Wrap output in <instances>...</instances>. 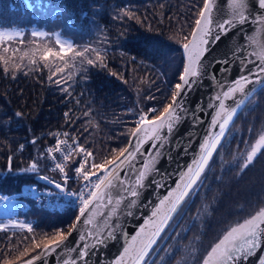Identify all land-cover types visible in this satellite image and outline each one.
I'll list each match as a JSON object with an SVG mask.
<instances>
[{"label":"trees","instance_id":"trees-1","mask_svg":"<svg viewBox=\"0 0 264 264\" xmlns=\"http://www.w3.org/2000/svg\"><path fill=\"white\" fill-rule=\"evenodd\" d=\"M204 2L0 0V26L20 25L18 30L25 42L35 28L32 15L60 9L67 24L78 26L84 33V40L76 41L90 45L85 56L94 61L88 64L83 57L76 69L56 72L48 60L37 58L33 64L24 58L16 64L13 57L0 58V191L16 192L26 183L47 185L37 178L42 171L20 172L31 169L33 163H44V175L59 180L49 172L44 154L45 146L55 137L53 133L59 130L67 131L71 141H79L91 151L96 163L116 156L127 145L139 114L150 113L153 108L162 110L171 102L174 85L183 71L184 37H190ZM23 18L31 21L24 22ZM96 52L102 60L97 59ZM263 124L264 87L231 127L223 147L225 157L233 155L239 137L236 129L242 131L244 139L245 130L248 133L253 126L257 132ZM75 162L74 156L70 173ZM204 189L211 210L200 234V247L207 252L221 229L264 207V151L240 174L234 167L221 172L217 163ZM76 214L38 208L20 213V219L33 221L35 217L39 221L35 228L32 223V231L12 226L0 229V264L7 260L17 264L30 258L40 250L36 243L42 247L60 228L65 233ZM192 229L193 234L198 233L197 226Z\"/></svg>","mask_w":264,"mask_h":264},{"label":"water","instance_id":"water-1","mask_svg":"<svg viewBox=\"0 0 264 264\" xmlns=\"http://www.w3.org/2000/svg\"><path fill=\"white\" fill-rule=\"evenodd\" d=\"M206 2L208 0H205L204 4ZM211 3L213 23L210 25V30L212 34L220 32V38L210 42L207 51L201 58V74L189 78L191 83L180 99L182 117L173 126V130L170 133L164 130L160 139L145 142L136 159L132 161L130 168L122 165L121 168H117L115 172L111 173L109 179L119 173L121 180L113 182L112 188L108 189L107 195L98 207L94 204L84 216H80V210L78 211L72 226L65 234L68 239L62 250L58 248L50 254H42V248L37 254L17 264H25L27 260L37 256L39 259H35L34 264H115V260L123 254L124 248L131 243V238L137 236L141 228H146V230L149 228V221L153 218V211L159 206L160 200L181 182L180 177L185 174L187 167L191 166L193 159L197 157L202 138L206 133L212 131L211 120L219 110L218 107L213 108L212 106L218 104L215 97L226 91L232 81L239 78L242 73H246L247 68L252 67L251 64H247L244 68L241 67L244 57L259 61L261 52H264V24L260 23L264 18V9L259 7L257 0H249L248 11L245 12L247 22L242 25L238 23L236 0H211ZM228 20L233 21V27L227 32L217 27L218 22ZM189 39H191V35ZM182 55L184 69L187 66V61L183 47ZM252 79L255 80L257 77L253 76ZM179 82L181 81L179 80ZM263 87L264 83L251 84L246 88V96L238 92L234 98L221 99L220 102L232 107H235L234 99L235 101L243 100V103L237 108L226 136L238 114ZM144 153L148 155H144ZM145 164L148 169L143 180V187L136 189L139 192L138 197H131L125 192V188L135 185L136 176L139 171L145 170L142 167ZM44 177L48 176L39 175L38 179L55 187V184L51 182L54 180L49 177L46 180ZM55 183L58 182L55 181ZM103 189L102 185L101 190ZM188 197L173 214L172 219L153 246L154 250L150 253L149 264L168 241L177 224L174 221L179 213L184 211L183 207ZM109 198L112 203H107ZM118 199H122L119 205L116 204ZM130 200L134 203L130 204ZM114 208L115 211H113ZM77 217L80 218V223L73 228ZM89 219L92 220V223H88ZM81 236L84 237L83 241L79 239ZM100 241L103 242L100 243ZM82 246L88 247L87 256L80 255L83 251ZM263 256L264 245L258 243L256 249L240 264H259ZM125 264H129V262L126 260Z\"/></svg>","mask_w":264,"mask_h":264},{"label":"snow or ice","instance_id":"snow-or-ice-1","mask_svg":"<svg viewBox=\"0 0 264 264\" xmlns=\"http://www.w3.org/2000/svg\"><path fill=\"white\" fill-rule=\"evenodd\" d=\"M259 7L264 9V0H257ZM249 0H236V7L238 9V23L243 24L247 22V17L245 12L248 11ZM212 13V3L208 0L203 6V10L199 14V18L195 20V26L191 32V39L187 36L184 39L187 41L183 43L182 47L186 54L187 66L183 69V73L179 76L181 82L174 85V93L171 97L172 103L167 104L158 110L153 108L150 113H142L138 115L136 121V126L132 128L131 137L129 139L128 147L121 148L116 156L112 159L105 158L102 162L96 163L93 157V153L88 151L83 146L79 145V141L73 142L70 146V151L77 152L81 155V163L75 169L76 173L82 177L86 182L85 187L88 183L92 184V189L89 190L87 198L83 199L82 207L80 208V216H84L85 213L95 204L97 207L103 198L107 195L108 189L112 188L114 181H120L121 177L119 173L112 179H109L112 172H115L117 168L124 167L130 168L132 166V161L136 159V156L140 153L142 145L148 140L160 139L162 132L167 130L170 133L173 130V126L182 117V104L180 99H182V94L187 91V87L190 85V77H197L200 73L201 58L207 51V47L210 42L219 40L220 32L215 34L211 33L210 25L213 23L211 18ZM249 15L251 13L249 12ZM264 24V18L260 21ZM217 27L222 29L224 32L233 27V21H221L217 23ZM22 33L20 31H0V45L5 41H13L17 37H20ZM33 36H47L46 32H33ZM56 44L59 46V51H55L52 48H46L43 55L40 57L41 60H49L50 57H58L64 60V56L74 50V46L70 42L62 40L57 34ZM5 52L9 51V48L4 49ZM90 51L85 49L83 52H76V56L84 57L88 64H93L92 59H87L85 53ZM94 51V50H92ZM15 53L13 52V55ZM27 55V54H25ZM97 59L102 60L99 52H96ZM31 63H36L35 60H31ZM247 64H251V68H247L246 73H242L239 78L232 81L231 86L218 94L215 99L218 102L216 105H212L213 108L218 107L215 115L212 117L210 128L212 131L206 133L204 138H202L199 144L198 154L192 161L191 166H188L186 172L180 177V183L176 184L175 188L168 193L159 202V206L155 208L152 214V219L149 221V228H141L137 236L131 238V243L124 248L123 254L120 255L116 260L115 264H125L127 260L129 264H149L150 253L154 250L153 246L157 243L158 238L164 231L168 222L172 219L173 214H175L178 208L182 205L185 199L190 195L191 192L195 191L199 184L203 181L201 180L202 174L205 173L206 168L215 154H218V147L221 146L222 140L225 138L228 131L229 125L232 123L237 108L243 103V100L235 101V107L226 106L224 103L220 102L221 99H228L229 97H235L236 93H241L247 95L246 88L248 85L255 83H264V52L260 54V60L255 59L249 60L244 57L241 67L244 68ZM67 62H65V67H67ZM56 72L63 71L62 68H56ZM255 76L257 79H252ZM51 79V75L49 77ZM179 98V99H178ZM154 114L152 119L148 116ZM17 115H21L17 113ZM67 115V114H66ZM65 137H68L67 133H62ZM60 145H67V139L57 141L55 151H61ZM154 147V146H153ZM250 151L246 156V162L242 165V168H246L254 158L257 156L258 152L264 151V135L259 136V139L252 145L249 146ZM54 149H48L52 152ZM114 152L116 150H113ZM65 156V159L68 158ZM144 155H148L144 153ZM123 157V159H120ZM89 158H93L91 164H89ZM61 172L64 171L62 165L57 164L56 166ZM145 169L139 171L136 176L135 185L125 188V192L130 194L131 197H138L139 192L136 190L139 187H143V180L147 175L148 166L142 165ZM32 170H36L37 164L33 163L31 166ZM123 170V169H122ZM103 172V175H100ZM96 176L95 182L92 181V177ZM48 179V177H44ZM67 180V175H65V181ZM55 187L65 191L64 185L55 183ZM104 189L101 190V186ZM69 196H75L77 193L67 191ZM81 197L84 196L83 191L79 193ZM122 199L116 200V204L119 205ZM107 203H112L111 198L107 200ZM129 203H134L130 200ZM115 211V208L113 209ZM80 223V218L77 217L76 224L73 228ZM88 223H92L89 219ZM0 227H4L0 225ZM21 227H27L31 231V226L21 225ZM71 235V233H69ZM110 235V234H109ZM68 239L63 232V230L57 232L50 241L44 243L43 253L50 254L55 252L58 248L62 250L65 246V241ZM81 241L84 237H79ZM103 241H100L102 243ZM258 243L264 245V208H261L255 215L251 216L249 219H245L238 223L236 226L231 227L226 231L225 234L221 236L209 250L206 252L202 259L201 264H240V262L246 259L249 254H251L257 247ZM36 248H41L40 243L35 244ZM83 251L80 253L81 256H87L88 247L82 246ZM39 259V256L29 259L25 264H34V260ZM5 264H13L11 260L5 261Z\"/></svg>","mask_w":264,"mask_h":264},{"label":"rangeland","instance_id":"rangeland-1","mask_svg":"<svg viewBox=\"0 0 264 264\" xmlns=\"http://www.w3.org/2000/svg\"><path fill=\"white\" fill-rule=\"evenodd\" d=\"M59 12L60 9H57L55 11L51 10V12L49 11L41 12L40 14H38V17L32 15L33 17L32 20L34 21L35 24V28L33 29V32H46L48 35L47 36L29 35V40H27L26 42L23 41L24 36L17 37L11 42L5 41L2 45H0V58L9 59L10 57H13L15 59L16 64H21L24 58H26L28 61L31 60L36 61L37 58H40L43 55L46 48H52L55 51H59V46L55 42L57 34H59L62 40L73 44L74 50L70 53L65 54L64 60H61L58 57H50L48 61L55 66V69L58 67L62 68L63 71H68L69 68L71 67L76 69L81 64L83 58L76 56L75 55L76 52H83L86 48L90 49V45L89 44L84 45L82 42L80 43V41H76V39L84 40V33L82 31H79L80 29H78V26H74V24L70 22H69L70 25H68L67 20L64 18L65 16L60 15ZM59 16H61L60 19L58 18ZM27 19L31 21L29 18H26V20H24L23 18L24 22L27 21ZM18 27H20V25H16L15 28L0 26V31H19ZM89 35L90 34H88L87 36ZM17 41L19 42L17 43ZM5 48H9V51L5 52L4 51ZM13 52L15 53L14 55ZM85 55L88 56V54L86 53ZM65 62H67L68 65L67 67H65ZM245 107L243 108V110L245 109ZM241 112L236 117V120L241 114ZM236 120L234 121V123L236 122ZM247 131L248 133L246 132V130L244 131L246 136L244 139H242L243 136L242 131L240 129L235 130V133H238L239 137L233 148L232 151L233 155L229 158L225 157L226 151L223 149L224 144L227 145V140H226L227 136L222 141L221 146H219L218 148V154L214 155V157L209 163V166L206 168L205 173L202 174L201 180L203 182L199 184V186L195 191L190 193L183 207L184 211L180 212L176 220L174 221L177 222V224L175 225L170 235L171 237L167 245L164 247V249L167 246L168 248L166 249V252L163 254V256L161 258L159 257L160 260L158 261L159 262L158 264H201L202 259L205 256L206 252L202 247H200V240H201L200 234L203 232L204 223L208 219L211 210L210 209L211 202L208 201L206 199V195L203 194L205 190L204 189L205 181L207 180V177L210 175V173H213L217 163L219 165V170L221 172L228 167H234L237 168L238 174L242 173L244 169H246L250 164H252L254 160L250 164H248L246 168H242V165L246 162V156L250 151L249 146L254 144L259 139V136L264 135V124L263 127L259 129L257 132H254L253 126L249 127ZM59 132H63V131L59 130L54 132L53 134L56 135ZM64 132L66 133L67 131ZM259 153L260 152H258V154ZM43 167H44V163H42L41 165L37 164L36 170H32L31 168L27 171H20V172L40 173L42 171L41 175H44L45 173L43 172L44 171ZM0 193L2 192L0 191ZM241 195L244 197L246 193L242 191ZM256 213H253L243 218L242 220L228 224L223 229H221L217 239L221 238V236L225 234L226 231L229 230L231 227L236 226L238 223L242 222L245 219L251 218V216L255 215ZM20 220L23 221L24 223L23 225L31 226V229H33L32 223L34 222V228H35L39 221V219L35 217L32 219L33 221H29L28 219L25 218L20 219L18 215H15L14 213H10V212L6 213L0 208V224H8L9 221L19 222ZM194 225L197 226L198 229L197 234H193L192 228ZM71 226L72 224L69 225L68 230L70 229ZM12 227L14 229H24L25 231H29L27 227H21V225H17V226L12 225ZM12 227L4 226V227H0V229H4V228L13 229ZM62 229L64 228H60L59 230ZM68 230H66L64 234H66ZM42 248L43 246L40 248V250ZM259 264H264V256L262 260L259 262Z\"/></svg>","mask_w":264,"mask_h":264},{"label":"built area","instance_id":"built-area-1","mask_svg":"<svg viewBox=\"0 0 264 264\" xmlns=\"http://www.w3.org/2000/svg\"><path fill=\"white\" fill-rule=\"evenodd\" d=\"M58 133L55 136L53 142L48 144L45 148L46 158L48 160L49 171L56 174L63 181L65 191H59L52 187L39 186L38 184H25L21 187V190L17 193H0V208L1 210L10 213H17L20 211L26 212L32 208L44 209L54 213H63L71 210H78L82 207L83 199L87 198L89 190L92 189V184L88 183L85 187L86 182L78 175L75 169L81 163V155L75 151H72L70 155V146L73 145L68 137ZM67 139V145H60L61 151H55L57 141ZM54 149L49 152L48 149ZM68 158L65 159V156ZM74 156L76 162L73 165L72 172H69V166L73 161ZM60 164L63 166L64 171L61 172L56 166ZM89 164L90 158H89ZM65 175L67 180L65 181ZM100 175H103L100 172ZM92 181L95 182L97 177L93 176ZM67 191L77 193L75 196L67 195ZM83 191L84 196L81 197L79 193ZM14 225H22L23 223H8ZM6 225V224H0Z\"/></svg>","mask_w":264,"mask_h":264},{"label":"flooded vegetation","instance_id":"flooded-vegetation-1","mask_svg":"<svg viewBox=\"0 0 264 264\" xmlns=\"http://www.w3.org/2000/svg\"><path fill=\"white\" fill-rule=\"evenodd\" d=\"M170 237H171V236H170ZM170 237H169V239H170ZM169 239H168V241H169ZM168 241L165 243V245H164L163 248L159 251V253L153 258V261H152L151 264H155V262H156V264L159 263L158 261H159L160 258L163 256L162 251H163L164 247L167 245ZM160 254H161V255H160ZM159 257H160V258H159ZM158 258H159V259H158Z\"/></svg>","mask_w":264,"mask_h":264}]
</instances>
